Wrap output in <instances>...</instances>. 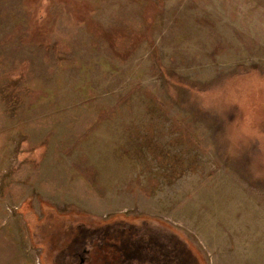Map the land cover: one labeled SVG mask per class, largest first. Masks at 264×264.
Returning a JSON list of instances; mask_svg holds the SVG:
<instances>
[{"label":"rangeland","instance_id":"rangeland-1","mask_svg":"<svg viewBox=\"0 0 264 264\" xmlns=\"http://www.w3.org/2000/svg\"><path fill=\"white\" fill-rule=\"evenodd\" d=\"M0 212V264L79 214L264 264V0H0Z\"/></svg>","mask_w":264,"mask_h":264},{"label":"flooded vegetation","instance_id":"flooded-vegetation-1","mask_svg":"<svg viewBox=\"0 0 264 264\" xmlns=\"http://www.w3.org/2000/svg\"><path fill=\"white\" fill-rule=\"evenodd\" d=\"M72 219L77 228L70 233L74 246L69 252V264H107L110 260H118V264L197 263L185 243L173 233L159 230L157 223L153 226L152 220L125 218L102 222L90 221L80 214Z\"/></svg>","mask_w":264,"mask_h":264},{"label":"crops","instance_id":"crops-1","mask_svg":"<svg viewBox=\"0 0 264 264\" xmlns=\"http://www.w3.org/2000/svg\"><path fill=\"white\" fill-rule=\"evenodd\" d=\"M9 217H13L12 215H10ZM5 219V215L2 213V212H0V222L2 223L3 222V220ZM15 219V223H13V222H11L10 223V225H9V228L11 229V231L13 232L14 230L16 231V230H18V227H17V225H16V220L18 219L17 217H15L14 218ZM11 221H12V218H11ZM14 225H16V227H14ZM1 245H3V243L1 242V237H0V246ZM0 263H1V261H0ZM27 262H23V263H18V264H26Z\"/></svg>","mask_w":264,"mask_h":264},{"label":"trees","instance_id":"trees-1","mask_svg":"<svg viewBox=\"0 0 264 264\" xmlns=\"http://www.w3.org/2000/svg\"><path fill=\"white\" fill-rule=\"evenodd\" d=\"M94 27H96V25H93ZM118 36H122V35H118ZM116 36V37H118ZM38 39H41V37H37ZM121 38V37H120ZM109 42H112V41H109Z\"/></svg>","mask_w":264,"mask_h":264}]
</instances>
